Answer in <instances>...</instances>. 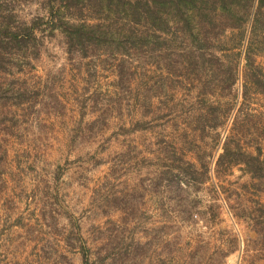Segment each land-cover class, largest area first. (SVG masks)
<instances>
[{
    "label": "rangeland",
    "instance_id": "obj_1",
    "mask_svg": "<svg viewBox=\"0 0 264 264\" xmlns=\"http://www.w3.org/2000/svg\"><path fill=\"white\" fill-rule=\"evenodd\" d=\"M61 42L45 38L34 68L0 73L36 102L3 111L0 264H86L76 237L89 264H264V182L243 165L217 164L230 135L250 153L261 148L264 159V96L253 88L244 96L243 78L229 97H204L197 79L182 82L151 64L128 83L132 93L94 112L96 98L99 106L114 96V67L102 58L70 62ZM255 63L264 70V56ZM144 86H154L145 117L133 97ZM217 103L232 108L220 139L190 123ZM139 120L145 129H135ZM172 152L195 165L197 186L156 185Z\"/></svg>",
    "mask_w": 264,
    "mask_h": 264
},
{
    "label": "trees",
    "instance_id": "obj_2",
    "mask_svg": "<svg viewBox=\"0 0 264 264\" xmlns=\"http://www.w3.org/2000/svg\"><path fill=\"white\" fill-rule=\"evenodd\" d=\"M26 5H35V14L23 13ZM58 37L70 62L88 61L89 66L102 58L114 67V96L105 95L99 106L96 98L94 112L103 113L121 95L132 93L128 83L151 64L162 75H180L182 82L197 79L204 97H229L243 78L244 96L251 88L264 96V70L255 63L256 55L264 56V0H0L1 74L14 77L25 67L34 68L44 39ZM243 60L244 74L240 71ZM18 82L15 78H10L7 86L0 82V125L8 119L5 109L36 105L33 91ZM152 88L138 87L133 95L137 106L145 107L144 117L150 113L148 91ZM35 95L40 96V92ZM45 95L43 105L51 103L47 100L50 94ZM231 110L229 105L209 104L190 123L196 129L212 128L217 132L224 127ZM102 115L90 124L91 128ZM134 127L145 129L147 125L139 120ZM220 136L221 132H217V139ZM232 141V135L224 141L218 166L243 165L255 179L264 182L262 149L257 148L253 154ZM168 160L155 177L156 185L166 181L167 186L173 183L180 187L178 179L190 188L196 185L198 177L192 162L175 152ZM2 187L0 181V190ZM174 193L170 195L173 199ZM76 238L84 261L89 264V248L80 237ZM106 261V257H101L95 262Z\"/></svg>",
    "mask_w": 264,
    "mask_h": 264
}]
</instances>
